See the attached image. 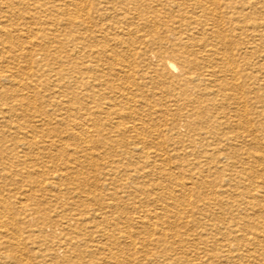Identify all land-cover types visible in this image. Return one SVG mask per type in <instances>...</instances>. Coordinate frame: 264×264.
<instances>
[{"label":"bare ground","instance_id":"bare-ground-1","mask_svg":"<svg viewBox=\"0 0 264 264\" xmlns=\"http://www.w3.org/2000/svg\"><path fill=\"white\" fill-rule=\"evenodd\" d=\"M58 1L0 0V264H264V0Z\"/></svg>","mask_w":264,"mask_h":264},{"label":"rangeland","instance_id":"rangeland-1","mask_svg":"<svg viewBox=\"0 0 264 264\" xmlns=\"http://www.w3.org/2000/svg\"><path fill=\"white\" fill-rule=\"evenodd\" d=\"M66 1V2H65ZM68 1L70 2L71 0H63V1H58V3L56 2V4H58V5H67V3H68ZM61 3V4H60ZM105 3V4H104ZM89 4V3H88ZM109 5V6H108ZM152 5L154 6V8H155V6L157 7V4H156V2H153L152 3ZM48 6H51V5H48ZM89 6V5H88ZM94 6H102V8L103 7H112V6H114L113 4H109L108 2H107V0H105L102 4H101V0H97L96 1V4L94 5ZM117 8H119V6H116ZM178 21L179 20H172V19H169V22L167 23L168 25H170V27L169 28H171L172 27V29H168L169 31H179L178 30V28L180 27V26H183V24H186V23H183V24H181V23H178ZM177 28V29H176ZM180 29V28H179ZM159 31H167V28H164V27H162L161 26V29L159 30ZM17 179H19V178H17Z\"/></svg>","mask_w":264,"mask_h":264}]
</instances>
